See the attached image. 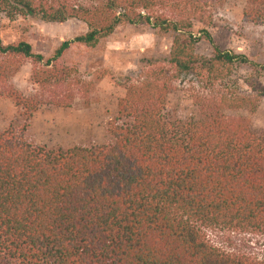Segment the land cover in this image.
Segmentation results:
<instances>
[{
  "label": "trees",
  "instance_id": "16d2710c",
  "mask_svg": "<svg viewBox=\"0 0 264 264\" xmlns=\"http://www.w3.org/2000/svg\"><path fill=\"white\" fill-rule=\"evenodd\" d=\"M89 1L0 0L9 19L86 26L48 56L24 37H0V96L16 107L0 132V264H264L220 250L203 232H264V128L225 113L255 109L263 93L222 83L234 64L249 62L213 43L211 10L224 0ZM245 2L244 18L263 23L264 0ZM143 23L172 35V44L166 58L137 70L136 81L131 72L124 77L108 140L67 149L30 142L29 120L41 105L69 107L74 86L84 97L93 86L66 62L71 47L95 48L118 26ZM201 38L211 55L195 51ZM27 61L41 90L31 96L8 83ZM186 77L222 89L197 99L198 118L169 121L167 94Z\"/></svg>",
  "mask_w": 264,
  "mask_h": 264
},
{
  "label": "rangeland",
  "instance_id": "374dc122",
  "mask_svg": "<svg viewBox=\"0 0 264 264\" xmlns=\"http://www.w3.org/2000/svg\"><path fill=\"white\" fill-rule=\"evenodd\" d=\"M245 3V0H224L213 7V27L208 30L213 43L221 49L243 54L249 59L246 64H234L222 83L243 94L263 93L255 109L225 110V113L246 116L255 129H261L264 128V22L255 23L245 19ZM193 23V31L199 35L198 31L202 26L198 22ZM85 30V24L75 19L63 23L42 22L19 15L9 19L0 12V37L3 42L24 37L34 52L45 56L50 55L61 41L73 38ZM171 44L172 35L163 34L143 23L118 26L95 48L72 46L65 57L66 62L77 69L75 77L89 81L93 86L86 97L78 85L74 86L72 91H76V96L69 107L41 105L29 120L27 139L34 145L53 149L106 142L108 128L117 116L118 100L124 95V77L131 72L136 81L137 70L149 59L160 61L166 58ZM212 50L213 45L204 38L195 44V51L201 55L209 56ZM31 69L30 62H24L21 69L8 79V83L24 96L41 93L30 79ZM3 86H0V90ZM221 89L217 83L210 88L192 77L180 78L172 83V90L167 94L162 113L172 122L198 118L200 111L197 99L209 97ZM57 91L61 96L66 94L65 88ZM44 93L45 99H48V93ZM15 112L13 101L0 96V132L14 120ZM21 121L19 118V122ZM203 232L205 239L220 250L264 261L262 231L239 232L206 228Z\"/></svg>",
  "mask_w": 264,
  "mask_h": 264
}]
</instances>
